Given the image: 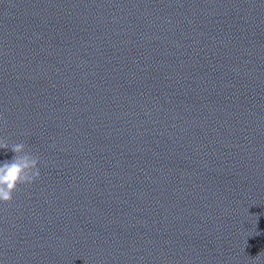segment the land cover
Segmentation results:
<instances>
[{
  "label": "clouds",
  "instance_id": "1",
  "mask_svg": "<svg viewBox=\"0 0 264 264\" xmlns=\"http://www.w3.org/2000/svg\"><path fill=\"white\" fill-rule=\"evenodd\" d=\"M0 149H10L15 153L11 161L0 163V203L10 204L18 186L30 185L39 178L40 161L38 156L26 151L24 143H14L9 147L8 142L0 138Z\"/></svg>",
  "mask_w": 264,
  "mask_h": 264
}]
</instances>
